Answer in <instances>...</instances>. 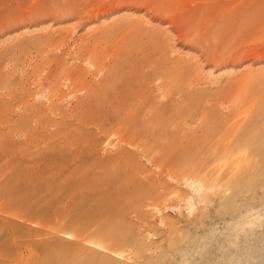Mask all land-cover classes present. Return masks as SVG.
Here are the masks:
<instances>
[{"label":"rangeland","instance_id":"rangeland-1","mask_svg":"<svg viewBox=\"0 0 264 264\" xmlns=\"http://www.w3.org/2000/svg\"><path fill=\"white\" fill-rule=\"evenodd\" d=\"M0 264H264V0H0Z\"/></svg>","mask_w":264,"mask_h":264}]
</instances>
